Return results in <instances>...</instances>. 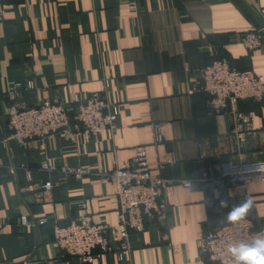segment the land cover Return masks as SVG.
Instances as JSON below:
<instances>
[{"label": "crops", "instance_id": "1", "mask_svg": "<svg viewBox=\"0 0 264 264\" xmlns=\"http://www.w3.org/2000/svg\"><path fill=\"white\" fill-rule=\"evenodd\" d=\"M260 29L264 0H140L136 7L131 0H0V264H81L60 258L55 226L86 215L116 224V186L101 175L132 159L139 147L151 166L163 162L159 175L176 181L163 198L171 204L169 216L132 234L128 254L105 253L88 264H213L201 256L199 236L249 197L244 216L263 227L264 180L235 188L219 185L210 173L221 160L214 151L237 145L225 138L231 118L212 110L207 93H190L198 71L224 58L264 79V42L251 51L241 41ZM31 78L36 89L23 91L31 105L103 92L108 79V98L121 105L115 131L97 140L80 135L28 147L5 143L9 88ZM238 107L252 113L264 133V100H241ZM155 123L162 124L161 143ZM203 143L214 153L204 155ZM44 161L58 170L43 171ZM66 166L92 174L64 175ZM47 180L55 186L43 194Z\"/></svg>", "mask_w": 264, "mask_h": 264}, {"label": "built area", "instance_id": "2", "mask_svg": "<svg viewBox=\"0 0 264 264\" xmlns=\"http://www.w3.org/2000/svg\"><path fill=\"white\" fill-rule=\"evenodd\" d=\"M139 2L131 0V5L136 7ZM241 41L251 51L262 47L263 29L244 33ZM34 89L36 84L33 78L26 85L13 83L10 86L7 98L11 105L6 117L9 135L5 143L13 139L28 147L34 143L44 144L53 136L76 141L80 135L88 140H97L104 131H115L121 105L109 100L108 79L105 80L103 92L77 97L68 102L47 100L31 105L25 101L23 91ZM196 92L207 93L208 105L212 110L226 114L233 124L231 133L226 134L225 138L234 139L236 147L231 152L224 149L214 151L221 158L210 171L217 183L242 188L250 179L264 180V155L260 157L264 150V133L255 128L253 114L243 112L238 107L241 100H264V79L261 75L250 69H239L226 58L216 60L198 71L190 86V93ZM154 130L156 142H163L162 124L155 123ZM201 148L205 150L204 155L214 153L208 151L209 145L205 143L201 144ZM223 153L228 156L223 158ZM147 160L146 149L139 147L132 159L117 164L111 172L101 175L116 186L119 203L116 224L106 220L97 224L86 215L66 225L55 226V240L62 251L60 258L75 257L81 264H88L105 253H115L122 257L131 251L132 234L144 232L150 221L166 222L171 204L163 198L170 193L176 181L157 173L163 167V162L151 166ZM40 168L48 172L58 170L48 161H44ZM61 172L78 178L92 174L90 168L68 166L63 167ZM183 184L191 186L189 181ZM54 186L52 180H47L41 185L43 194L49 193ZM260 235H264V226L256 228L250 217L243 216L235 222L226 218L213 231L199 236L200 254L213 264H230L228 244L251 242Z\"/></svg>", "mask_w": 264, "mask_h": 264}, {"label": "clouds", "instance_id": "3", "mask_svg": "<svg viewBox=\"0 0 264 264\" xmlns=\"http://www.w3.org/2000/svg\"><path fill=\"white\" fill-rule=\"evenodd\" d=\"M252 203V198H247L242 205L228 213L227 220L235 222L241 219ZM222 206H226V202L222 201ZM227 250L231 253L230 264H264V235L257 236L251 242L230 243Z\"/></svg>", "mask_w": 264, "mask_h": 264}]
</instances>
